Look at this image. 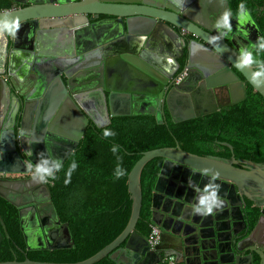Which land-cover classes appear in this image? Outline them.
I'll list each match as a JSON object with an SVG mask.
<instances>
[{"label":"water","instance_id":"water-1","mask_svg":"<svg viewBox=\"0 0 264 264\" xmlns=\"http://www.w3.org/2000/svg\"><path fill=\"white\" fill-rule=\"evenodd\" d=\"M4 1L9 6L0 8V172L20 171L13 165L20 163L21 133L46 145L48 137L58 139L47 146L60 167L88 122L100 128L110 117L151 115L160 124L165 105L175 124L167 147L141 151L128 171L130 212L112 241L76 262L24 258L0 264H92L104 256L114 264H158L161 253L174 255L177 264H250L242 261L246 252L252 264H264V0ZM183 48L184 74L174 82ZM246 55L251 64H241ZM221 87L229 93L226 104L216 102L214 90ZM180 98L190 101L176 104ZM225 105L231 106L220 108ZM26 113L30 127L40 128L38 137L33 128L22 130ZM33 151L35 166L38 159L52 166L40 144ZM155 157L161 164L149 225L160 229L161 238L150 247L134 225L140 171ZM212 180L225 185L213 186ZM37 181L28 188L43 202L34 229L18 210L25 249L72 248L47 182ZM2 182L11 183L8 196L0 191V197L16 206L10 197L18 194V183L0 179V188ZM259 209L252 229L240 238ZM242 217L246 228L234 236ZM243 242L250 246L243 250Z\"/></svg>","mask_w":264,"mask_h":264},{"label":"trees","instance_id":"trees-1","mask_svg":"<svg viewBox=\"0 0 264 264\" xmlns=\"http://www.w3.org/2000/svg\"><path fill=\"white\" fill-rule=\"evenodd\" d=\"M8 6L7 1L0 3V8ZM241 6L244 4L235 12ZM173 124L168 118L166 123L158 124L150 115H129L110 117L109 123L100 128L88 125L75 149L68 153L48 184L50 199L60 222L68 225L73 247L30 251L28 258L42 262H76L112 241L124 228L130 212L126 190L128 171L141 151L167 147ZM106 131L113 135L105 136ZM160 164L161 158H151L140 171L141 203L134 229L144 236L150 230V194ZM118 170L124 173L119 178ZM66 180L70 182L65 183ZM1 216L9 235L22 244L14 212L9 210ZM92 264L114 263L104 256Z\"/></svg>","mask_w":264,"mask_h":264},{"label":"flooded vegetation","instance_id":"flooded-vegetation-1","mask_svg":"<svg viewBox=\"0 0 264 264\" xmlns=\"http://www.w3.org/2000/svg\"><path fill=\"white\" fill-rule=\"evenodd\" d=\"M99 18H101V16H99ZM175 30L177 32H180V29H175ZM184 37H185V40H189L191 38V36H189L187 34L184 35ZM185 54H186V50H185V48H183L182 54L179 57H177V62L179 63V68H178L177 72L174 75V82H177L178 80H180V78L178 80H176V76L183 69ZM183 71H184V69H183ZM214 95L216 96V102H218L220 104H226L229 101V99H230L228 91L225 88H223V87L216 88L214 90ZM189 101H190V99H188V98L187 99L186 98H182V99L180 98V100H178V101H177V99H175V103L176 104H184L185 102L188 103ZM225 106H228V105H225ZM222 107H224V106H222ZM222 107H220V108H222ZM162 112H163L162 113V120H163L162 123H166L167 122V118L170 120V115H169L165 105H163V111ZM180 115H181L180 113L175 114L176 117L180 116ZM88 125H91V124L88 122V124L85 127L84 131L86 130ZM30 128H33V127H30V121H29L28 113H26V115L24 116V119H23L22 130L23 131H28V129H30ZM33 130H34L33 131L34 134L38 137L39 134L41 133L40 128L36 126L35 128H33ZM84 131L82 133V136L84 134ZM82 136L80 137V139L82 138ZM55 141H58V139H54L53 140L50 137H48L46 139L47 145L49 147L53 146ZM38 144H40L43 147L44 151L48 155V158L51 160V163H52L51 165L54 166L55 161L51 157V152L49 153L48 146L43 141V139H42V141H38L35 138L34 140L31 141L30 139H28L24 135H20V155H19L20 163H16L15 162L16 159L14 158L13 155H11L14 158V160H15L14 161L15 163H14L13 167L18 168L20 171H18V172H0V179L12 180V181L18 183V187L16 188V190L18 191V194L12 193V196L10 197V199H12L13 202H15V204H17L16 206L11 204L7 200L3 199L2 197H0V199L2 200V201H0V220H1L0 221V233H1V238H0V262H10V261L20 262L24 258L29 259L28 256H27L28 252L37 251V250H26L25 249L24 242H23V239H22V235H21V232H20V229H19L18 210L21 208V214H23V217L25 219L26 218H30L31 228L34 229V227H33L34 226L33 218L36 217V214H37L36 210L40 209L43 206V202L41 200H36V198H39V196L37 194H34V191L33 192L30 191V189H28V188L32 187L35 184V183L32 184L31 181L33 180V176L35 175L36 166L31 161L36 160L35 157L33 156V152H34L33 149H36V146ZM6 146H8V147L10 146L9 141L6 143ZM37 162L40 163L41 161L38 159ZM29 166L31 167V171L29 170ZM60 167L57 169V171H56V168H55L51 175L45 176L44 181L47 182L46 183L47 187H48V184H50V182H51L50 180L53 179L56 176V174L58 173ZM37 177H39V176H36L35 179H37ZM205 180H208V179H205ZM212 182H213L212 185L213 184H215V185L218 184L219 186L220 185L221 186L225 185V183H223V182H218L217 184H216V181H214V180H212ZM9 183H11V182H4L3 185L7 186V187L2 186V188H0V191H3L5 195L7 194V196H8V193H9L8 191L10 190L9 187H8ZM215 185H213V186H215ZM33 198H34V200H33ZM3 202H4V204H3ZM217 204H225V203H223L222 201H219ZM9 210H12L14 212V214H15V217H16V220H17V228H18L21 240H22V244H20V242L16 241L7 232V229H6V226H5V223L3 221V218L1 216V214H5V213L7 214V213H9ZM259 211H260V209L257 212V216L259 214ZM232 214L234 216H236L235 211ZM256 219H257V217H256ZM1 222L3 223L4 228H5L6 232H7V236H4L3 229H2V226H1ZM245 228H246V226H245V223H244V220H243V217H242V220H240L238 223L236 222L234 224V226H233V231H235L234 236L240 235ZM157 229H158V241H159V239L161 238L160 237V229L158 227H157ZM250 230L247 231V233L244 234L243 236H241L240 238L245 237L250 232ZM5 241H6V243H5ZM3 245H5V247H3ZM242 246H244L243 247V250H244L245 248L249 247L250 245H249V242H245V243L243 242ZM1 255L2 256H9V258L2 257ZM158 256H159L158 257V259H159L158 260V264H162V258L164 256V254L161 253ZM171 256L173 258L172 264H177L175 256L174 255H171ZM233 256L234 255L230 253L228 255V258H231ZM29 260H31V259H29ZM246 260H247V262L252 264L251 253L250 252H246V253L242 254V261H246ZM33 261H35V260H33Z\"/></svg>","mask_w":264,"mask_h":264},{"label":"clouds","instance_id":"clouds-1","mask_svg":"<svg viewBox=\"0 0 264 264\" xmlns=\"http://www.w3.org/2000/svg\"><path fill=\"white\" fill-rule=\"evenodd\" d=\"M18 26V25H17ZM253 61H252V57L250 55H246L244 56L243 60L241 61V64H251ZM261 75L260 72H257L256 73V76H259ZM253 80H255V76H253ZM258 83V81H256ZM23 135V133H21ZM105 136H109V135H113V133L111 132H108L106 131L104 133ZM55 168H59V164H55L54 166H48V161L47 160H43L41 163H38L36 165V168H35V175L33 176V180L36 181V176H39L40 178V181H44L45 179V176L47 175H51L53 173V170ZM72 168L74 169L75 168V164L72 165ZM29 170L31 171V167L29 166ZM124 173L122 170H118L117 172V177L119 178V176H122ZM70 175V173H69ZM40 181H37V182H40ZM70 181L66 180L65 183H68ZM201 203H205L204 201H201ZM212 211V208L209 206L207 207V212H211Z\"/></svg>","mask_w":264,"mask_h":264},{"label":"built area","instance_id":"built-area-1","mask_svg":"<svg viewBox=\"0 0 264 264\" xmlns=\"http://www.w3.org/2000/svg\"><path fill=\"white\" fill-rule=\"evenodd\" d=\"M183 74H184V71L182 70L176 76V80L181 78L183 76ZM146 240H147L150 247H152L153 245H155L158 242V229L156 226H150V230L146 236ZM172 260H173V258L171 255L164 256L162 258V264H172Z\"/></svg>","mask_w":264,"mask_h":264}]
</instances>
